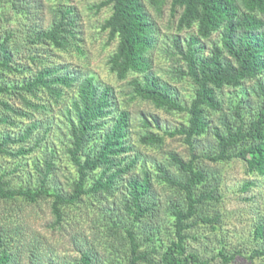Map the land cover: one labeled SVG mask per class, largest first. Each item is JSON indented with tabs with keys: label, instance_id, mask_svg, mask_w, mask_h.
<instances>
[{
	"label": "trees",
	"instance_id": "obj_1",
	"mask_svg": "<svg viewBox=\"0 0 264 264\" xmlns=\"http://www.w3.org/2000/svg\"><path fill=\"white\" fill-rule=\"evenodd\" d=\"M62 1L66 3L52 9L48 27L35 21L28 26L29 51L45 45L83 53L77 14L69 0ZM167 3L177 33L165 37L152 10L161 15ZM33 6L29 0H0V22L10 21L7 12L33 19ZM104 6H111L112 13L101 28L111 41L117 40L109 70L119 81L127 80L130 90L121 106L114 87L102 84L94 73L55 64L39 52L28 57L35 67L24 64L17 31H0V124L6 128L0 155L15 162L0 168V202L13 209L21 201L33 205L46 200L56 229L79 225L83 213L102 217L98 229L109 238L104 256L82 242L78 258L52 255L36 236L29 264H212L215 257L191 251L188 241L194 236L191 229L202 224L213 232L219 228V165L241 159L249 173L264 180V0H105L96 7ZM184 31L189 34L182 39ZM157 50L177 65L173 81L192 84L187 103L154 70ZM226 89L231 90L227 107ZM12 98L26 109H18ZM136 100L169 114H186L175 129L163 134L147 130L139 142L161 151L167 136H179L189 148L187 159L172 152L147 164V156L132 144L129 107ZM53 110L62 113L61 149L48 144L54 135ZM142 122L150 125L147 119ZM38 152L42 157L33 162L37 182L31 176L14 180L27 167L26 159ZM63 157L75 170L66 185ZM243 186L248 190L258 183L249 180ZM16 215L0 217V264H22V248L29 244ZM255 237L258 245L247 249L249 258L264 259V218L256 223ZM244 251H230L223 244L216 258L230 264Z\"/></svg>",
	"mask_w": 264,
	"mask_h": 264
},
{
	"label": "rangeland",
	"instance_id": "obj_2",
	"mask_svg": "<svg viewBox=\"0 0 264 264\" xmlns=\"http://www.w3.org/2000/svg\"><path fill=\"white\" fill-rule=\"evenodd\" d=\"M29 1L34 5L32 8V12L35 14L33 19L29 18L26 20L20 15L15 16L13 12H7L6 15L10 21L7 23L4 21L0 22V31L4 32L6 29L10 28L17 31L19 36L18 40L23 43L21 48L22 51L19 54L23 63L35 67L31 64L28 57L32 53L39 52V55L43 56L42 58L48 56L55 64L69 65L71 69L78 68L86 72L94 73L102 84H109L114 87L118 105L121 106L126 103L129 99L127 92L130 91L128 89L127 80L119 81L115 74L109 70L108 66V59L116 49L117 40L111 41L108 32H104L101 28L105 19L111 15L112 7L104 6L98 10L96 6L105 0H69L67 2L68 5L74 7V11L78 17L77 29L81 32L80 36L83 39L80 42L83 53H79L77 49L74 48L71 52L50 50L49 47L45 45L38 46L34 52H31L28 49L33 47L26 41L28 26L31 28L32 23L35 21L37 25L48 27L53 20L52 9H55L59 4L66 3V1ZM152 13L156 17L161 35L172 36L177 33L175 26L176 20L173 21L169 3L165 5L163 14H157L155 10H152ZM180 34L182 39H185L189 32L184 31ZM173 66L176 68L177 65L172 64V61L169 60V56L166 53L159 50L155 51L154 70L164 79L171 81L181 99L184 103H187L193 95L192 84L187 79H176L173 81L172 78H170ZM226 90V94H224L226 100L225 107H227L231 95V90ZM11 101L18 109H26L25 105L19 99L12 98ZM129 109L131 111L133 124L131 135L132 144L135 145L136 151L140 152L141 156H147V164L149 166L151 165L149 161L153 159V157L165 159L168 153L172 152L179 153L185 159L190 156L188 146L184 144L182 138L179 136L174 138L167 136L165 147L161 151L145 147L139 142V135L147 130L163 134L165 130L175 129L182 122H185L186 114H169L162 109L155 108L152 103L143 100L132 102ZM2 110L0 106V113ZM51 115L55 117L54 130L52 131L54 135L48 144H51L50 146L52 147L54 143L61 149L60 139L62 138V134L64 135L65 128H63L62 132L61 126L58 123L61 121L62 113L53 110ZM142 119H147L150 125L145 126ZM18 121L21 122V120ZM5 130L6 128L0 124V137ZM206 142L207 140H205V143ZM40 157H42V153L38 152L32 158H27V167L24 172H18L13 176V179L16 181H22V179L26 181L29 179V176H31L33 179L32 182H37V175L33 168V162ZM13 165H15V162L11 158L2 157L0 155L1 169ZM219 167L222 172L220 190L223 195L219 208L222 214L219 228L213 232L208 225L202 224L191 229L194 236L189 239L188 246L191 251H197L204 257H209L211 259L215 257L212 264H223L221 258H216L223 244H226L230 251L239 249L246 250L243 254H238L235 260L230 264H264L263 258L252 260L249 258L250 252H247V249L254 248L258 245V240L255 237V228L259 219L264 218V180L255 173H249L246 163L241 159H234L230 162L222 163ZM61 169L63 170L61 179L64 185H66L75 170L67 161V158L64 157L61 160ZM249 180L257 181L258 186H253L248 190H244L243 184ZM14 204L15 206L17 205V208L21 207V210L18 209L17 212V208L13 207L12 209L11 206L5 205L4 202H0V217L5 214H18L16 215L15 222L24 226L27 232V242H29V244L22 248V264H29V247H31V244H35L36 236L38 237L37 243L39 242L42 248L49 249L48 251H50L52 255H60L61 257L67 255L70 258H78L80 252L77 247L81 242L87 245H94V249L99 252L101 257L107 253L103 246L108 243L107 241L109 238L101 236L102 228L100 230L98 228L101 227L100 222L102 217L98 213H83L81 216L83 217L81 218L83 222L79 225L67 224L62 228L56 229L53 228V215L48 201L42 200V202L33 205H27L22 201ZM93 242L95 244H93Z\"/></svg>",
	"mask_w": 264,
	"mask_h": 264
}]
</instances>
